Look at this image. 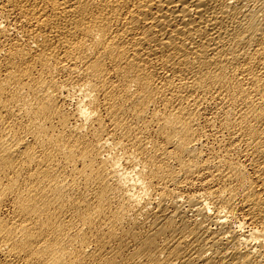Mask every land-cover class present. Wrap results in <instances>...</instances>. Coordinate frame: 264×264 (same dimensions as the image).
<instances>
[{
  "label": "bare ground",
  "instance_id": "6f19581e",
  "mask_svg": "<svg viewBox=\"0 0 264 264\" xmlns=\"http://www.w3.org/2000/svg\"><path fill=\"white\" fill-rule=\"evenodd\" d=\"M0 264H264V0H0Z\"/></svg>",
  "mask_w": 264,
  "mask_h": 264
}]
</instances>
